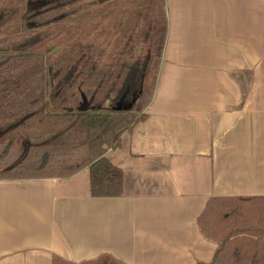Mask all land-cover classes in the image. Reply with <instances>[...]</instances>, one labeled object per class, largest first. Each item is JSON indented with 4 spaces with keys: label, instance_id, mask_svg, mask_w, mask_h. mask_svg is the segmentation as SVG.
<instances>
[{
    "label": "crops",
    "instance_id": "crops-1",
    "mask_svg": "<svg viewBox=\"0 0 264 264\" xmlns=\"http://www.w3.org/2000/svg\"><path fill=\"white\" fill-rule=\"evenodd\" d=\"M164 14L147 119L106 153L123 194L93 197L89 168L0 180V264H211L209 203L264 198V0H164Z\"/></svg>",
    "mask_w": 264,
    "mask_h": 264
},
{
    "label": "trees",
    "instance_id": "trees-1",
    "mask_svg": "<svg viewBox=\"0 0 264 264\" xmlns=\"http://www.w3.org/2000/svg\"><path fill=\"white\" fill-rule=\"evenodd\" d=\"M5 1L0 180L67 179L89 168L93 197H120L123 172L106 153L147 119L166 35L164 0H29L26 10L22 0ZM198 225L219 245L211 264H264V198L212 200Z\"/></svg>",
    "mask_w": 264,
    "mask_h": 264
},
{
    "label": "rangeland",
    "instance_id": "rangeland-1",
    "mask_svg": "<svg viewBox=\"0 0 264 264\" xmlns=\"http://www.w3.org/2000/svg\"><path fill=\"white\" fill-rule=\"evenodd\" d=\"M20 1V0H19ZM16 2L18 3V0H16ZM22 2H23V5H24V9L26 10V8H28V3L27 2H29V0H22ZM5 4H7V1H5V0H0V9H3V7H5L6 5ZM161 4H162V1H161ZM162 6V5H161ZM162 11H163V14H164V10L162 9ZM21 18H19V23L17 24V27L19 26V27H21L22 25H21V22H22V20H20ZM129 22H131L132 23V20H130ZM7 28L8 29H11V30H13V29H15L14 28V26H13V23L11 24H8L7 25ZM2 30L4 29L5 30V28H1ZM59 47L58 46H56V45H52V51L53 52H57V51H59ZM162 54H163V48H160V56L162 57ZM56 92H57V90L56 89H54L53 91H51V92H49V95H48V100H49V102H51V101H53V100H55V98H56ZM13 137H15L16 139H21V133H19V132H16V133H13ZM109 263H113L112 261L111 262H109Z\"/></svg>",
    "mask_w": 264,
    "mask_h": 264
},
{
    "label": "water",
    "instance_id": "water-1",
    "mask_svg": "<svg viewBox=\"0 0 264 264\" xmlns=\"http://www.w3.org/2000/svg\"><path fill=\"white\" fill-rule=\"evenodd\" d=\"M134 106V103L133 104H130V105H127V106H119L117 108V111H128V110H131ZM87 101L84 100V103L81 105L80 107V111L81 112H85L87 110Z\"/></svg>",
    "mask_w": 264,
    "mask_h": 264
}]
</instances>
